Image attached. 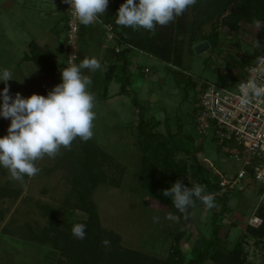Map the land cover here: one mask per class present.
Instances as JSON below:
<instances>
[{"label":"rangeland","instance_id":"rangeland-1","mask_svg":"<svg viewBox=\"0 0 264 264\" xmlns=\"http://www.w3.org/2000/svg\"><path fill=\"white\" fill-rule=\"evenodd\" d=\"M8 1L11 0H0V6ZM113 2L109 0L104 16L110 15L109 6L112 7ZM243 5L244 0H197L175 29V50L170 63L161 62L137 48L130 49L132 52L127 58L132 64L125 66V61L120 62L121 67L127 69L121 83L111 89L95 85L93 91L89 87L95 97L96 113L94 135L90 140L106 154L92 161V172L98 184L90 199L98 211L104 240L109 241L102 246L106 255L116 250L115 256L141 253L166 261L177 242L176 237L184 232L177 245L185 255L183 264L195 261L194 252L200 251L199 257L203 260L204 245L211 240L216 245L204 264H215L212 256L216 252L229 256L240 242L249 251L248 264H264V241L256 245L247 236L250 222L259 213L264 219V184L252 179L242 191L212 192L214 207L211 209L196 200L190 206L188 225L183 230L180 217L167 219L170 213L167 206L160 195L153 194L155 181L149 166L162 171L166 154L158 143L149 142L139 134L142 117L147 133L161 135L169 143V166L173 170L168 176L176 173L189 187L202 186L206 195L209 180L218 184L221 178L236 179L243 163L231 158L210 134H201L197 119L199 100L206 85L237 83L247 63L261 52L256 41L262 27L257 29L255 23L240 22L236 27L232 24V18ZM24 8L33 11L31 19L22 13L16 19L7 11L0 13L2 28L12 27L10 32L0 36V68L13 71L18 80L9 81L11 93L19 92L26 98L32 94L47 95L61 82L66 26L60 29L63 33L52 32L56 40L54 48L43 49L36 42L40 41L44 30L59 27L66 19V12L59 21L53 17L43 19L36 6L31 7L28 2ZM198 13L205 16L202 25ZM112 25L116 32V25ZM160 29L157 26L151 36L159 34ZM133 30L143 36L146 33L143 29ZM43 38L51 41L49 37ZM204 44L205 50L197 51ZM27 47V53L30 50L31 54H28L31 58L27 68L16 67L11 53H3V48L15 54ZM84 50L80 42L78 64L86 55L100 57L96 45ZM127 76L132 84L125 87V93L122 86ZM9 124L10 120L0 118V136L7 134ZM79 144L77 138L70 148L62 147L54 158L45 156L37 160L39 173L25 177L23 182L13 180L7 169L0 168V264H62V261L73 264L81 252L90 250L87 238L90 233L86 234L85 241L68 245V255L52 243L41 244L37 240L44 236L53 213L59 221H67L72 226L89 220L80 203L82 195L93 191L94 183L84 168L86 157ZM225 193L230 199L222 204L218 200L224 198ZM154 216L159 217V222H154ZM100 264L109 263L105 259Z\"/></svg>","mask_w":264,"mask_h":264},{"label":"clouds","instance_id":"clouds-1","mask_svg":"<svg viewBox=\"0 0 264 264\" xmlns=\"http://www.w3.org/2000/svg\"><path fill=\"white\" fill-rule=\"evenodd\" d=\"M69 5L71 14L81 25L89 26L98 22L109 5V0H62ZM197 0H124L116 12V24L122 27L152 31L157 26L164 27L184 15ZM257 29L264 22L255 21ZM257 47L261 42L256 41ZM106 70L97 58H84L78 65L70 64L60 70L61 82L47 95L32 94L24 97L19 92L11 93L9 81L13 71L0 68V118L10 120L7 134L0 136V168L7 169L13 180L23 182L25 177L36 176L40 169L36 161L47 156L54 158L63 148H70L79 138L83 142L93 135L96 113L95 97L89 91L93 81L84 71ZM29 75H26L27 77ZM239 103L248 105L253 97L264 96V86L254 78L239 85ZM170 198L174 208L184 214L199 200L207 208L214 207L213 197L205 194L200 185L186 186L177 180L163 191ZM169 220L176 216L169 213ZM159 222V217H153ZM72 235L79 240L86 238V225L77 223L72 227ZM109 241L105 240L107 245Z\"/></svg>","mask_w":264,"mask_h":264},{"label":"trees","instance_id":"trees-1","mask_svg":"<svg viewBox=\"0 0 264 264\" xmlns=\"http://www.w3.org/2000/svg\"><path fill=\"white\" fill-rule=\"evenodd\" d=\"M113 5L111 8L110 15L104 16V20H106V23L108 24H115L116 25V32L120 37V40L124 44L132 45L135 48L143 51L144 53L149 54L150 56L158 59L159 61H163L166 64L171 62L172 54L175 50V42L176 39L174 38V33L176 27H178L181 22V19H183L186 15V12L183 16L178 17L174 22L170 23L167 26L161 27L159 34L156 33L155 35L151 36L152 31H146L145 35H141L142 33L136 32L133 30V28H127L122 27L116 24V12L119 9L120 5L124 2V0H113ZM215 2H219L222 0H214ZM199 17V23L202 25L205 21V16L202 13H198ZM232 24L236 27L237 24L240 22L245 23H255V21L260 20L264 22V0H244V5L241 9L237 11V14L234 18H232ZM81 37V36H80ZM173 37V38H172ZM257 41L261 42V52L257 55L256 58H258L260 55L264 53V25H262V28L257 36ZM210 46V44H209ZM205 50V46L202 45L197 49V51L202 52ZM113 55L116 57L117 60L125 61V66L130 65L131 63L128 61L127 55H129L132 51L130 49H125L122 53L116 54L114 50ZM66 62V59H65ZM64 62V63H65ZM126 67L124 68V72H126ZM116 73V67L110 66L106 71V80L112 81L114 78V74ZM131 79L129 76H127L123 82V90L125 93H127L126 86H129ZM2 85H0V89H2ZM135 105L138 106L137 101L135 102ZM143 118L141 117L140 124H139V134L140 136L148 140L149 142L158 143L162 150L165 152V156L163 158V170H159L154 165L149 166V173L152 175V178L154 179L155 188L154 193L155 195H160L162 203H164L169 212L171 214H174L175 216L180 217V227L181 229H185L188 225L189 221V213H190V207L188 208L187 212L182 214L178 212L173 204L170 198L163 196V191L165 189H168L171 187L173 183H175L178 179L182 180L178 175L173 174V177L168 176V172L171 171V166H169L170 162V149H169V143L168 141L163 138L161 135L158 134H149L146 131L147 125L145 124ZM80 142V148L81 151L85 154L86 160L84 163V168L87 169V173L90 175V178L92 179L94 186L92 187L93 191H89L87 194L88 197L85 195H82V205L83 211L86 212L89 215V220L85 222H79L86 225V234H88L87 238H89V242L91 244L90 250L85 249L83 252H81V255L77 256V260L73 262V264H100L101 261L107 260L109 264H183L185 262V255L181 251L180 248L177 247V245L180 243L181 238L184 237L185 233L181 232L176 237V244L172 248V252L170 254V257L168 260L163 261L158 258H151L146 257L145 255L138 253L137 255L131 254V253H121L115 256L116 250H112L113 252H110L108 255H106L103 251V244H104V232L102 235V229L100 224V218L98 215V211L93 204L92 199V193L95 191L98 182L95 179V175L92 172V161L97 159L98 155L106 156V154L103 152V150L99 149L98 147L94 146V144L91 142V140H88L87 142H83L78 138ZM173 170V169H172ZM183 183L186 186H189L186 181L182 180ZM207 194H210L212 192L218 193L221 191L218 184H214L213 182L209 180L207 182ZM226 194V193H225ZM230 194V193H229ZM0 195H2L0 193ZM86 197V200L84 198ZM230 199L229 195L226 194L224 198L219 199L218 201L220 203H226ZM84 201V202H83ZM259 218L262 219L263 223L259 228L254 227H248V238H251L254 243L257 245L264 241V219L263 216L259 213ZM72 225H69L67 221H59L57 219L56 214H52V218L50 221V224L48 228L44 230L43 235L37 240L41 244H47L52 243L55 248L60 249L64 255H68L69 253V246L73 242H83V240L76 239L72 235ZM68 232V234H67ZM62 243V245H61ZM70 243V244H69ZM115 243V242H113ZM216 243L211 240L206 242L204 245V254L205 257L203 260L199 257V252H194L195 254V261L191 262V264H204V259H207V256L210 255L215 247ZM73 247L70 246V251H72ZM248 255L249 251L245 248V245L243 243H238L235 250L229 255L225 256L221 252H216L212 256V260L215 262V264H248L250 261H248ZM70 259V257H69ZM115 263H114V261ZM144 261V263H143ZM112 262V263H111ZM71 263V262H70ZM62 264L63 263L62 261Z\"/></svg>","mask_w":264,"mask_h":264},{"label":"built area","instance_id":"built-area-1","mask_svg":"<svg viewBox=\"0 0 264 264\" xmlns=\"http://www.w3.org/2000/svg\"><path fill=\"white\" fill-rule=\"evenodd\" d=\"M65 40L64 54L66 67L79 61V43L81 24L71 14L69 5L65 4ZM95 24H101L107 31V39L113 42V50L120 54L125 49L135 50L132 45L121 42L112 24H105L100 17ZM148 73V70H146ZM254 78L264 86V53L247 63L239 81L233 85L220 86L207 84L203 97L199 100L198 129L203 135H211L225 147L231 158L243 163L236 179L221 178V191H242L249 180L264 184V96L253 97L248 105L239 103V85ZM263 221L256 216L250 226L259 228Z\"/></svg>","mask_w":264,"mask_h":264},{"label":"crops","instance_id":"crops-1","mask_svg":"<svg viewBox=\"0 0 264 264\" xmlns=\"http://www.w3.org/2000/svg\"><path fill=\"white\" fill-rule=\"evenodd\" d=\"M34 1H36L34 2L35 4L33 3L34 5L30 2V0H24L23 1L24 3H20L19 0L17 2H15L14 0H11V1L2 3L0 6V13L3 11L4 12L7 11V13H9L10 16L11 15L15 16V19L18 17L19 13H22L28 19H31L33 15L32 14L33 11L29 12L24 8L25 2H28V4L31 5V7L36 6L37 11L39 10L38 11L39 16L43 17V19L44 18L48 19V18L53 17V18H57L59 21L60 19L62 20V18L60 17L64 16V11H65V6L62 0H34ZM41 1H42V5H41ZM39 6L40 8L38 9ZM103 21L105 24H108L106 23V20H104V18H103ZM65 22H66V19L60 22L59 27H54V29H50V30H44L42 34L40 35L42 36V38L40 39V41L38 40L36 44L43 49L46 47L48 49L54 48L56 40L55 38L53 39L51 34L52 32H59V31L61 33L62 31L60 29L63 26L65 27L66 25ZM3 28H2V24L0 23V36H2L3 33L4 35H6L8 31L10 32L12 27L6 28L5 26V28L4 29ZM43 36H46L47 38L48 37L51 38V41L50 40L47 41V39H44ZM80 42H81V49L82 50L85 49L84 52L87 51L89 47L95 48V45H96V49L99 51L98 53L100 54V57L98 58V60L100 61L102 67L106 69V70H98L96 71L97 73L89 72L87 70L84 71V75L89 76L93 81L92 85L90 86L91 90L95 91L96 86H99V87L104 86L106 89L108 87L111 89L113 85H117L118 83L122 82L121 76H123L124 74V67L123 66L121 67L122 65L120 63L121 61L117 60L116 57L113 55V51H112L113 43L108 41L107 32L103 25L101 24H92L89 26L83 25L82 30H81ZM3 50H4L3 53L5 54L11 53L12 59L14 60L13 62L16 67L27 68V66H29V64L27 63H29L28 59H30L31 57H28V54L29 55L31 54H30V50L27 53L28 47L23 52L17 49V51H20V52L19 53L16 52L15 54L12 53V51H10L8 48L6 49L3 48ZM60 51H61V54H63L62 49ZM54 52H56V50ZM23 58L25 59L24 61L21 60ZM86 58H88V55H86ZM1 60L2 59L0 58V62ZM64 62H65V59L63 58L60 64L61 66L64 65V68H65ZM110 66L116 67V73L114 74V78L112 79V81L109 82L106 80V71ZM130 83L132 84V82Z\"/></svg>","mask_w":264,"mask_h":264},{"label":"water","instance_id":"water-1","mask_svg":"<svg viewBox=\"0 0 264 264\" xmlns=\"http://www.w3.org/2000/svg\"><path fill=\"white\" fill-rule=\"evenodd\" d=\"M204 46H206V45L204 44Z\"/></svg>","mask_w":264,"mask_h":264}]
</instances>
